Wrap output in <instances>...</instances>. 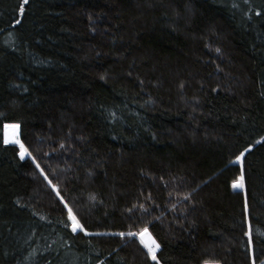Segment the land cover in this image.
I'll return each mask as SVG.
<instances>
[{"label": "trees", "instance_id": "1", "mask_svg": "<svg viewBox=\"0 0 264 264\" xmlns=\"http://www.w3.org/2000/svg\"><path fill=\"white\" fill-rule=\"evenodd\" d=\"M21 4L0 0V264H157L145 228L159 264H264V0Z\"/></svg>", "mask_w": 264, "mask_h": 264}, {"label": "snow or ice", "instance_id": "2", "mask_svg": "<svg viewBox=\"0 0 264 264\" xmlns=\"http://www.w3.org/2000/svg\"><path fill=\"white\" fill-rule=\"evenodd\" d=\"M29 3V0H23V4L20 5L19 7V11L21 14H23L25 12V7L24 5H27ZM257 15H260V13H257ZM17 23H19V21H17ZM220 49H217V52H219ZM5 127L11 128L13 130L19 129L20 125L19 124H11V125H5ZM8 141H5V143H7ZM13 142L19 145L20 148V156L21 158H23L26 154L27 155H31V153L29 152L28 148L25 147V145L17 138L14 137ZM248 149H245L244 152H247ZM244 152H241L239 156H237V160H241L244 157ZM37 168H40L39 163L36 164ZM41 173L43 174V169L40 168ZM45 179H47V176L45 175ZM241 180H243V177H241ZM48 183L51 185L52 182L51 180L48 181ZM234 187H242V184H234ZM52 187L55 189L56 185H52ZM57 196L60 197V200L63 201V197L60 196V192L57 189L56 191ZM186 199L188 197H185ZM67 208V218L68 221L70 222V227H71V231L73 233H76L78 230L80 231H85V234L87 235L88 233L86 232V230L84 229V225L80 222V220L78 219V217L76 216V214L73 212V209L71 207H68L67 204L65 203L64 205ZM245 209L247 210V205H245ZM252 234V230H251V225H249V232L246 233V235H248L249 237H251ZM96 235H103L102 233H97ZM120 236H123L124 233H119ZM129 236H134V235H139V238L141 240L142 243H144V246L148 249L149 254L151 255V259L153 261H157V264H159L158 260H157V255H156V251L160 248L159 243H157L155 241V239H151V242H146L145 241V236H150V233L148 232V229L145 228L143 229L139 234L137 233H128ZM254 264V262H253Z\"/></svg>", "mask_w": 264, "mask_h": 264}, {"label": "rangeland", "instance_id": "3", "mask_svg": "<svg viewBox=\"0 0 264 264\" xmlns=\"http://www.w3.org/2000/svg\"><path fill=\"white\" fill-rule=\"evenodd\" d=\"M8 125H9V124H8ZM10 125H11V124H10ZM5 129H6V127H5ZM18 133H19V131H18ZM5 140L8 141V143H9V142L14 143L13 141H10L9 138H8V139L6 138V134H5ZM237 161H238L239 163H241V162H242V159H241V160H237ZM237 182H241V183H242V180L240 179V180L237 181ZM148 232H149V231H148ZM149 233H150V232H149ZM138 234H139V233H138ZM134 236H136V237L139 239V241L141 242V240H140V238H139V235H134ZM144 239H145L146 242H149V243H150V242H151V239H154V237H153V236L151 235V233H150V236H145ZM155 241H156V240H155ZM141 243H142V242H141ZM142 245L144 246V243H142ZM144 247H145V246H144ZM145 249L148 251V249H147L146 247H145ZM157 251H158V250H157ZM157 251H156V252H157ZM148 253H149V252H148ZM150 256H151V255H150ZM209 264H213V263H209ZM216 264H217V263H216Z\"/></svg>", "mask_w": 264, "mask_h": 264}, {"label": "water", "instance_id": "4", "mask_svg": "<svg viewBox=\"0 0 264 264\" xmlns=\"http://www.w3.org/2000/svg\"><path fill=\"white\" fill-rule=\"evenodd\" d=\"M20 129V128H19ZM20 140H21V137H20ZM4 141H6L5 140V126H4ZM8 143V142H7ZM9 143H11V142H9ZM16 144V143H15ZM27 158H29V155H25L24 157H23V159H27ZM235 184H242L241 182H236ZM243 189V186L242 187H235V190H237V191H240V190H242ZM80 230H78L77 232H79ZM160 249V248H159ZM159 249H158V251H159ZM157 251V252H158Z\"/></svg>", "mask_w": 264, "mask_h": 264}, {"label": "bare ground", "instance_id": "5", "mask_svg": "<svg viewBox=\"0 0 264 264\" xmlns=\"http://www.w3.org/2000/svg\"><path fill=\"white\" fill-rule=\"evenodd\" d=\"M18 131H19V135H18V136H19V140H20V129H18ZM11 143H12V142H11ZM156 253H157V252H156Z\"/></svg>", "mask_w": 264, "mask_h": 264}]
</instances>
